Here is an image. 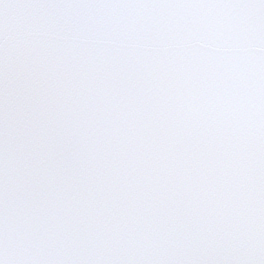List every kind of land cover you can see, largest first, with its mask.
<instances>
[{"label":"snow or ice","instance_id":"6c2138e0","mask_svg":"<svg viewBox=\"0 0 264 264\" xmlns=\"http://www.w3.org/2000/svg\"><path fill=\"white\" fill-rule=\"evenodd\" d=\"M0 264H264V0H0Z\"/></svg>","mask_w":264,"mask_h":264}]
</instances>
